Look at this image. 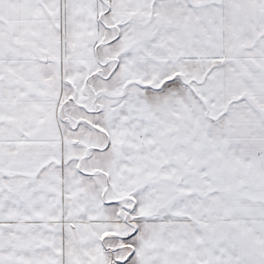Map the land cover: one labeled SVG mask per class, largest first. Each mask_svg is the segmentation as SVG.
<instances>
[{
    "label": "snow or ice",
    "instance_id": "obj_1",
    "mask_svg": "<svg viewBox=\"0 0 264 264\" xmlns=\"http://www.w3.org/2000/svg\"><path fill=\"white\" fill-rule=\"evenodd\" d=\"M0 264H264V0H0Z\"/></svg>",
    "mask_w": 264,
    "mask_h": 264
}]
</instances>
